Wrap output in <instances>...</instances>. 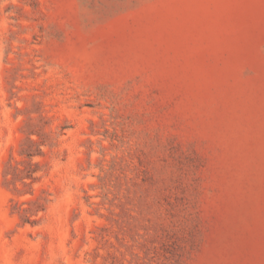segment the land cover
I'll use <instances>...</instances> for the list:
<instances>
[{"label":"rangeland","instance_id":"obj_1","mask_svg":"<svg viewBox=\"0 0 264 264\" xmlns=\"http://www.w3.org/2000/svg\"><path fill=\"white\" fill-rule=\"evenodd\" d=\"M0 264H264V0H0Z\"/></svg>","mask_w":264,"mask_h":264}]
</instances>
